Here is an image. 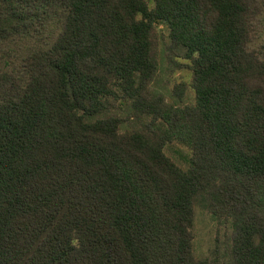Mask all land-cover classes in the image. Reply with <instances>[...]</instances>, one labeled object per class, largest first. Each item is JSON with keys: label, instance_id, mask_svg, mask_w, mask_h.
Here are the masks:
<instances>
[{"label": "trees", "instance_id": "1", "mask_svg": "<svg viewBox=\"0 0 264 264\" xmlns=\"http://www.w3.org/2000/svg\"><path fill=\"white\" fill-rule=\"evenodd\" d=\"M263 17L264 0H0V264H264ZM162 45L191 103L153 88ZM196 208L225 238L201 257Z\"/></svg>", "mask_w": 264, "mask_h": 264}, {"label": "rangeland", "instance_id": "2", "mask_svg": "<svg viewBox=\"0 0 264 264\" xmlns=\"http://www.w3.org/2000/svg\"><path fill=\"white\" fill-rule=\"evenodd\" d=\"M158 28L166 34L164 26H159ZM160 30H158V32H160ZM258 44L259 46H264V17L259 25ZM160 49L159 71L153 83H151L153 84V88L158 93H161L170 103H191L193 100V93L189 85L191 83V76L186 67V60L175 57L174 61H176L177 64L170 63L167 60L163 45ZM180 88H183V93L179 92ZM180 150L183 153H187V149L178 144L169 145L165 152L176 164L184 167L185 162L183 161L181 153H178ZM193 230L194 252L198 257L209 255L214 249V242L219 241L222 243L225 239L223 237V229H219L217 222L212 219L205 210L200 208H196Z\"/></svg>", "mask_w": 264, "mask_h": 264}]
</instances>
